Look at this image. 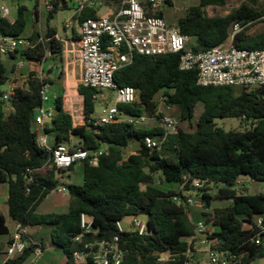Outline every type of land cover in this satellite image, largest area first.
Returning <instances> with one entry per match:
<instances>
[{"label":"trees","instance_id":"obj_1","mask_svg":"<svg viewBox=\"0 0 264 264\" xmlns=\"http://www.w3.org/2000/svg\"><path fill=\"white\" fill-rule=\"evenodd\" d=\"M229 1L195 0L185 15L177 19L175 25L192 38L191 47L195 52L224 43L236 23L247 25L235 36L236 47L264 50V31L249 32L253 25L264 22V3L242 0L241 5L226 16L207 15V7L225 6ZM173 5L172 1L168 3V6ZM38 7L39 0H35L37 20ZM164 8L149 9V14L166 20ZM66 9V0H55L47 20ZM27 11L28 7L19 5L13 22L0 14V35L24 37ZM100 17V8L86 6L77 11L73 16L72 39L78 41L81 38L84 21ZM65 29L68 28L65 26ZM56 34L57 30L49 26L44 37L33 31L25 38L34 47L16 53L29 58L36 67L46 59L47 53H50L49 58L61 60L64 42ZM179 64L180 54L177 53L135 54L132 62L114 76L119 87L130 86L138 90V101L118 105L129 115L160 117L159 96L181 121L192 125L196 106L203 103L204 111L195 129L187 131L179 127L159 150L147 149L143 141L146 136L162 135L161 127L142 128L128 122L94 125L92 115L99 91L79 86L78 91L84 97L85 122L77 126L64 108L63 97L57 96L54 118L46 126V132L53 135V147L66 144L71 150L88 152V157L80 162L83 183L67 187L70 200L65 213L38 212L40 203L59 188L66 175L70 177L68 173L78 163L66 169L58 168L53 164L51 152L38 145L34 120L36 110L42 105L41 90L45 83L55 82L49 76L40 77L36 71H31L8 100L12 111L7 114L0 108V184L8 187V215L0 210V236L10 234L9 220L25 229L48 225L52 228V243L66 255V264H95L93 253L85 245L111 241L119 235V245L124 251L123 264H184L190 248L186 239L195 235L191 211L173 200L177 190H165L160 185L165 182L179 185L186 179H200L206 184L196 197L205 202L207 209H211L215 199L229 201L226 207L214 208L211 213L202 210L201 213L208 226L213 224L217 228L212 235L214 247L237 254L239 264H253L264 259V246L250 240L255 231L247 228L259 217L264 222V194H250L246 189L237 188L243 176L264 182V86L203 87L198 84L197 70L184 71ZM7 72L2 64L0 85L9 80ZM61 76L62 73L58 79ZM219 118L241 119L247 128L227 131L215 122ZM133 142H138L139 148L125 158L123 150ZM103 147L106 149L102 150ZM49 165L53 167L45 170ZM211 184L218 188L216 195L208 192ZM221 184L224 187H220ZM190 188L187 183L186 189ZM83 214L92 223L95 233L83 231ZM137 216L146 217V235L119 233V221ZM27 237L26 234V242ZM38 247L44 250V243L27 245L24 252L15 254L7 264L26 263ZM79 253H82L81 259ZM162 257L165 259L161 260Z\"/></svg>","mask_w":264,"mask_h":264},{"label":"built area","instance_id":"obj_2","mask_svg":"<svg viewBox=\"0 0 264 264\" xmlns=\"http://www.w3.org/2000/svg\"><path fill=\"white\" fill-rule=\"evenodd\" d=\"M54 1L39 0L40 10L50 12L53 10ZM170 1L174 2L175 0H121L119 9L112 14L98 19L90 18L83 22L81 38L76 42L82 68L79 86L95 89L99 93L110 89L117 92L116 104L105 110L104 114L99 116V121L94 119V125L101 126L121 122L138 125L147 120L146 116L129 115L118 107L119 104H132L139 99L136 88L119 87L114 78L118 70L132 62L135 54L142 56L180 54V69L184 71L197 70L198 84L203 87L240 86L256 88L264 86V50L241 49L234 44L235 36L247 25L236 23L232 33L224 43L195 52L190 46L192 38L184 35L177 25H168L164 18L149 14V9L152 11L160 10L167 7ZM261 2L264 3V0ZM103 5V0H78L77 11H81L86 6L100 8ZM9 13V8L0 3V14L10 20ZM70 25L69 22L65 26L68 28ZM40 40L42 41V39ZM33 47L34 44L28 38L0 35V66L10 54H14L20 49ZM48 57H50V53L46 54V58ZM22 67L23 63L19 62L17 68ZM15 90V84L10 83L9 92L2 96L3 99L8 101L15 94ZM41 95L42 105L36 110L34 120L38 145L51 152L53 164L58 168L66 169L75 163L84 161L88 157V152L85 150H71L66 144L50 146L46 126L54 118V101L57 94L52 89L51 84L45 83ZM98 96L99 94L95 98L97 99ZM78 97L79 102L75 101V106L66 111L73 119L75 118L74 113L80 112L79 124H84V97ZM159 101L165 104L162 98H159ZM76 102L80 104L77 108ZM165 106L171 109L170 106ZM77 125L75 124V126ZM161 129L162 135L144 138L143 142L147 149L159 150L163 142L177 132L178 120L170 115L162 116ZM187 183H190V189H186ZM205 184V180L194 179L190 181L186 179L179 184L173 200L188 212L193 209L204 211L207 209L205 202L197 198L193 191L202 190ZM56 191L66 193L67 189L59 187ZM262 193L264 194V188ZM81 226L86 234L95 233L92 223L87 220L84 214L81 216ZM117 228L119 233L135 232L140 236L148 233L147 221L138 216L131 218L129 229L123 227L122 221L117 223ZM247 228L255 231L250 240L256 245L264 246L263 218H257L255 224H248ZM215 232L203 220L195 225V235L186 239L190 248L186 252L187 259L184 264L240 263L237 254L214 247L212 235ZM26 234L27 230L21 224H14L10 241L4 250L6 259L1 264H7V261L15 254L24 252L27 247V242L24 239ZM195 244L204 245L205 251L199 247L195 248ZM85 247L93 253L95 264H123L124 262V251L119 245V235L111 241L87 243ZM203 253H206L207 261L197 257V254L203 255ZM42 254L43 250L38 247L30 260L31 264L36 263ZM77 255L81 259L82 253ZM164 259V257L161 258V260Z\"/></svg>","mask_w":264,"mask_h":264},{"label":"rangeland","instance_id":"obj_3","mask_svg":"<svg viewBox=\"0 0 264 264\" xmlns=\"http://www.w3.org/2000/svg\"><path fill=\"white\" fill-rule=\"evenodd\" d=\"M1 4L6 5L9 8V19L10 20H15L17 17V9L19 5L26 6L28 7V11L26 13V17L28 20L26 29L24 31L23 36L24 37H29V35L33 31H38L42 37L45 36V33L47 31V16H48V11L42 9V16L43 18H39L37 20L35 16V0H0ZM31 3L33 4L32 7ZM242 3V0H231L229 1L225 6H209L206 8V13L210 17H215V16H226L228 15L231 11H233L235 8L239 7ZM105 5H109V3H104ZM195 4V0H175L173 6H167L164 8L165 12V17H166V22L168 25H175L177 22V19L184 16L186 13V10L188 7L191 5ZM70 7H72V3L69 4ZM78 7V6H77ZM110 10L106 6L100 7V13L102 16H107L110 14ZM70 22V27L68 29H65L66 23ZM56 30L59 33V38H61L65 42L71 37V29L74 25L73 22V17L70 18V10H60L56 15H55V20L53 21ZM264 31V22L256 23L255 25L252 26V28L249 30L250 33H259ZM193 41L191 40L190 46L192 45ZM22 50V49H20ZM23 56L21 54H18V58H22ZM10 66L9 62L7 63V68ZM27 68V67H26ZM60 66L56 69V76L60 73ZM17 70L14 69V71H9V77H10V83L17 84L18 86L23 85L24 81L23 79H20L19 73L21 69ZM16 80V82H15ZM10 83L9 81H6L4 84L0 85V93L3 95L9 92L10 88ZM16 86V85H15ZM17 87V86H16ZM79 85L75 86H69L67 87V90L62 91L63 89H59V85H56V93L61 94L63 97V102L64 106L67 110H71L70 108L74 105V102L77 101L79 102V97L82 96L79 91H78ZM53 90L55 88L52 87ZM160 97L158 96V99ZM117 100V92L116 90H104L99 93L98 98L96 99V104H95V112L93 113V118L96 121H99V116L104 114L105 110L109 109L110 107L114 106L116 104ZM76 102V108L80 106ZM0 108H3L7 114H9L12 111V108L9 104L8 101L4 100L2 96H0ZM204 111V105L203 103H198L196 106L195 110V115L193 118V124H189L188 122L181 121V119L178 117L176 112L171 108L168 109L165 104L160 103L159 105V113L160 117L156 118H147L145 122H142L138 124L139 127L142 128H153V127H161V117L165 115H170L175 117L178 120V128H183L184 130L187 131H193L196 127V122L198 121L199 117L202 115ZM81 115L80 112H75L74 116L75 118L77 116ZM218 126L225 128L227 131L230 130H245L247 128L246 122H243L241 119L238 118H224V119H216L215 121ZM50 138V146H53V135L48 134ZM139 148V143L138 142H133L131 145L123 150V155L126 158L128 155H130L132 152L136 151ZM106 148L103 147L102 150H105ZM53 167V165H49L45 168V170H49ZM69 174V173H68ZM83 183V167L81 163H78L77 165L74 166L73 171H72V176L69 177L66 175L62 181L60 182V188L65 187L67 189L68 185L70 184H82ZM224 187L222 184L220 187ZM161 188L168 190V189H174L178 190L179 185L175 183H164L160 185ZM209 190L208 192L211 195H216L218 192V188L211 184L208 186ZM238 189H246L248 193L250 194H258L263 191L264 188V182H259V181H251L248 177L243 176L241 179V182L237 186ZM8 193V187L7 185L0 184V208L2 212L7 213V207H6V197ZM194 195L200 194V191L194 190L193 191ZM68 190L66 193L54 191L51 193L48 197H46L39 205L38 207V212L39 213H65L69 209V195H68ZM199 197V196H198ZM229 205L228 200H219L215 199L212 201L211 204V209H206L204 211H207L211 213L214 208L218 207H226ZM198 211V213H197ZM202 210L200 209H193L190 212V218L191 222L196 225L199 221L203 220L201 216ZM143 219L146 220V217H142ZM130 221L131 218L128 217L122 221V225L125 229H129L130 227ZM10 227L12 229V225L10 223ZM210 228L214 229L217 231V228L213 225H209ZM51 226L48 225H42V226H36L32 227L29 226L27 227V245L29 246L33 242H38L44 243L45 250H43L42 256L39 258V260L34 263V264H66L67 257L63 253L61 249L56 247L51 240ZM13 230V229H12ZM9 236L4 235L0 236V247L5 246L8 243ZM195 248H200L202 251H205L206 247L204 245H194ZM6 249V248H5ZM33 257V256H32ZM197 257L199 259H204L207 261V255L206 253L197 254ZM6 256L5 254H0V262L5 261ZM31 260V259H30ZM27 261L24 264H31V261ZM253 264H264V259H260L255 261Z\"/></svg>","mask_w":264,"mask_h":264},{"label":"crops","instance_id":"obj_4","mask_svg":"<svg viewBox=\"0 0 264 264\" xmlns=\"http://www.w3.org/2000/svg\"><path fill=\"white\" fill-rule=\"evenodd\" d=\"M66 2L68 4L67 10H70V18H72L75 15V13L77 12L78 0H66ZM106 2L109 3V5H105L104 3H106ZM70 3H72V7L69 6ZM120 3H121V0H103V4H104L103 6H106L110 10L109 11L110 14H112L113 12H115L119 9ZM32 6H33V4L31 3L30 7H32ZM41 11L42 10H40V8L38 7V12H39L38 19L43 18V16L41 15L42 14ZM54 20H55V17L53 19H51L50 21L47 20V27L49 26L50 28L56 29V27L53 23ZM12 21H14V20H12ZM70 33H71V37L65 42L64 53H63L61 60L58 58L53 59V58L48 57V58L44 59V61L42 63L39 64V67H36L29 58H26V57L18 58V53H14L13 55L15 57H11V55H9L3 61V65L6 67L8 72L14 71L13 66H14V69L17 70V72H19L18 68H17V64L19 62H22L23 67L20 68L21 71L19 73V77H20V79H23L24 82L28 79L31 71H36L40 77L41 76H49V78L51 80H53V82H55L54 84H51V86L53 88H55V90H54L55 93H56V85L57 84L59 85V89L60 88L63 89L62 91L67 90V87H69V86H75V85L78 86L79 85V79H80L81 73H82V68H81V64L79 62V58H78V49L76 46L77 41L72 39V32H70ZM56 36H57V38H59L58 31H57ZM59 39L62 40L61 38H59ZM8 62L10 64V66H8V68H7ZM59 66L61 68L60 73H62V76L60 79H58L60 73L58 74V76H56V69ZM8 76H9V74H8ZM10 80L11 79L9 77V80H8L9 83H10ZM15 82H16V80H15ZM15 85L18 87V85L16 83H15ZM56 94H57V96L61 95L59 93H56ZM64 108H65V106H64ZM65 110H67V109L65 108ZM80 117L81 116L79 115L76 117L77 120L75 118L73 119L74 125L75 124L82 125V124H79L80 123ZM76 121H77V123H76ZM49 144H50V138H49ZM51 147H53V146H51ZM69 174L71 177L72 172ZM7 198H8V194H7L5 203L7 201ZM6 207H7V205H6ZM0 210H1V208H0ZM6 211H7V213H4V212H2V213L4 215H8V208ZM197 213H198V211H197ZM10 223L12 226H14V223L9 220L8 225L10 228V234L8 235L9 236L8 243L10 241V236H11V232L13 229V227L11 229ZM35 243H38V242H35ZM6 246L7 245H5V246L3 245L0 247V254H4V250H5ZM44 250H45V247H44ZM2 262H4V261H2ZM2 262H0V264Z\"/></svg>","mask_w":264,"mask_h":264}]
</instances>
